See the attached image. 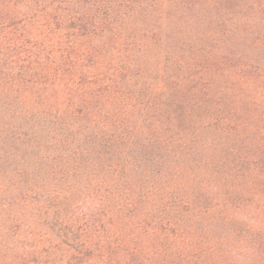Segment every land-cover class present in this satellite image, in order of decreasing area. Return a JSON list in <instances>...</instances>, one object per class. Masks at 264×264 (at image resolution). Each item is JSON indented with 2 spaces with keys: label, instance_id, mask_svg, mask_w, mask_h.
I'll list each match as a JSON object with an SVG mask.
<instances>
[{
  "label": "trees",
  "instance_id": "1",
  "mask_svg": "<svg viewBox=\"0 0 264 264\" xmlns=\"http://www.w3.org/2000/svg\"><path fill=\"white\" fill-rule=\"evenodd\" d=\"M0 264H264V0H0Z\"/></svg>",
  "mask_w": 264,
  "mask_h": 264
}]
</instances>
